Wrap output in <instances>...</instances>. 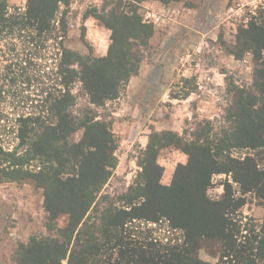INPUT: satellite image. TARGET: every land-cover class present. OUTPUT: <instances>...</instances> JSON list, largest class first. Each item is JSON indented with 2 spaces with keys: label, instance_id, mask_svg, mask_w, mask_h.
I'll use <instances>...</instances> for the list:
<instances>
[{
  "label": "trees",
  "instance_id": "obj_1",
  "mask_svg": "<svg viewBox=\"0 0 264 264\" xmlns=\"http://www.w3.org/2000/svg\"><path fill=\"white\" fill-rule=\"evenodd\" d=\"M73 1L27 0L22 11L0 0V183L33 182L43 190L48 215L47 234L20 244L17 263L213 264L198 255L210 244L218 247L214 264H264V222L245 225L242 236L236 218L246 194L264 204V71L256 73L254 93L237 91L235 110L219 132L204 121L191 139L152 134L139 182L117 205L100 195L117 166V140L99 109L139 73V49L149 46L154 28L136 8L112 2L110 10L86 14L111 31L107 55H82L64 44L68 21L60 11ZM236 38V58L248 50L264 54V25L241 27ZM79 130L83 136L76 141ZM169 146L189 159L167 186L156 158ZM239 150L248 152L243 159L232 155ZM222 174L232 177L242 196L226 181L221 199L209 198L212 178ZM62 217L67 223L58 227ZM142 222H166L183 241L140 239L132 231Z\"/></svg>",
  "mask_w": 264,
  "mask_h": 264
},
{
  "label": "rangeland",
  "instance_id": "obj_2",
  "mask_svg": "<svg viewBox=\"0 0 264 264\" xmlns=\"http://www.w3.org/2000/svg\"><path fill=\"white\" fill-rule=\"evenodd\" d=\"M112 2L126 9L136 8L154 28L149 46L139 49V73L118 99L99 109L117 140V166L100 195L119 201L139 182L140 162L152 134L170 131L191 139L190 134L196 132L199 124L204 126V121L219 132L235 110L237 91L253 92L256 73L264 71V54L248 50L236 58L232 52L237 51L236 37L241 27L264 25V0H183L168 5L158 0H74L69 8L60 11L67 14L65 46L82 55L106 56L111 31L95 18H86V14L94 9L110 10ZM26 4L27 0H8L11 9L24 11ZM85 101L80 97L79 107ZM82 136L83 130H79L74 139L79 141ZM246 153L239 150L232 155L243 159ZM260 155V167L264 169V150ZM188 159L184 151L174 146L160 150L156 163L162 169L161 183L170 185L178 168L186 167ZM226 181L232 183L237 197L242 196L232 177L222 174L212 178L210 199H221ZM43 194L30 181L0 183V264H18L20 244H27L33 235L47 234ZM244 198L246 203L236 216L243 230L245 225L264 222L261 200L250 193ZM66 223V217L57 221L58 227ZM134 226L132 232L140 239L149 235L162 242L183 241L182 232L170 229L166 222ZM246 233L244 230L242 236ZM218 253L217 246L204 244L198 255L214 264L219 260Z\"/></svg>",
  "mask_w": 264,
  "mask_h": 264
},
{
  "label": "crops",
  "instance_id": "obj_3",
  "mask_svg": "<svg viewBox=\"0 0 264 264\" xmlns=\"http://www.w3.org/2000/svg\"><path fill=\"white\" fill-rule=\"evenodd\" d=\"M103 56H105V54H101V55H100V57H103ZM140 68H141V66H140Z\"/></svg>",
  "mask_w": 264,
  "mask_h": 264
}]
</instances>
